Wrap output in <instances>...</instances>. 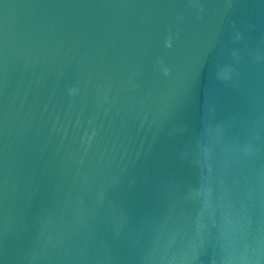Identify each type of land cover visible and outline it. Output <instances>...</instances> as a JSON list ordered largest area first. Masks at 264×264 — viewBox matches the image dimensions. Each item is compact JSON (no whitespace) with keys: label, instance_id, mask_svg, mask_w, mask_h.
I'll return each instance as SVG.
<instances>
[{"label":"water","instance_id":"95a60500","mask_svg":"<svg viewBox=\"0 0 264 264\" xmlns=\"http://www.w3.org/2000/svg\"><path fill=\"white\" fill-rule=\"evenodd\" d=\"M0 264H264V0H0Z\"/></svg>","mask_w":264,"mask_h":264}]
</instances>
